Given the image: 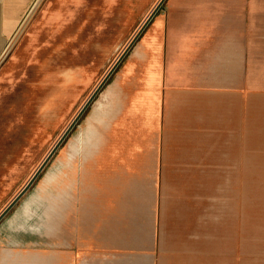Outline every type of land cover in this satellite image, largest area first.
<instances>
[{"label":"crops","instance_id":"0c3cea01","mask_svg":"<svg viewBox=\"0 0 264 264\" xmlns=\"http://www.w3.org/2000/svg\"><path fill=\"white\" fill-rule=\"evenodd\" d=\"M36 1L0 0V56ZM174 1L155 30L168 21L176 50L156 41L103 90L51 184L0 222V264H205L206 202L212 264H264V0ZM210 28L228 34L189 62Z\"/></svg>","mask_w":264,"mask_h":264},{"label":"rangeland","instance_id":"374dc122","mask_svg":"<svg viewBox=\"0 0 264 264\" xmlns=\"http://www.w3.org/2000/svg\"><path fill=\"white\" fill-rule=\"evenodd\" d=\"M158 2L37 0L18 22L0 56V212L25 186ZM174 3L165 0L54 156L62 157L63 148L75 145L76 132L101 93L129 63L144 67L150 50L160 51L156 41L163 51L176 50L168 38V21L155 30L161 16L168 20L176 15ZM227 34V28L193 33L192 46L184 50L191 52L187 60L212 56L216 41ZM155 78L147 72L148 84ZM54 156L25 195L51 184ZM43 188L51 191V185ZM209 190L207 196L212 195ZM253 195V258L259 259L261 188L254 187ZM211 210L206 202L205 264H212Z\"/></svg>","mask_w":264,"mask_h":264},{"label":"water","instance_id":"95a60500","mask_svg":"<svg viewBox=\"0 0 264 264\" xmlns=\"http://www.w3.org/2000/svg\"><path fill=\"white\" fill-rule=\"evenodd\" d=\"M165 0H159V2L156 4V6L153 8V10L150 12V14L147 16V18L144 20L140 28L137 30L135 35L130 40L129 44L126 46L124 51L121 53V55L118 57V59L115 61V63L112 65L110 70L106 73L104 78L99 82L97 87L94 89L92 94L89 96V98L86 100V102L83 104L79 112L76 114V116L73 118L71 123L68 125V127L65 129V131L62 133L60 138L57 140L55 145L52 147L46 158L42 161L40 166L37 168V170L34 172V174L31 176V178L28 180V182L25 184V186L15 195V197L9 202V204L0 212V222L6 217V215L13 209V207L22 199V197L30 190V188L33 186L39 175L42 173L44 168L47 166L49 161L52 159L56 151L61 147V145L64 143L70 132L73 130V128L77 125L78 121L81 119V117L84 115L86 110L90 107V105L93 103L95 98L98 96L104 85L107 83L109 78L112 76L114 71L117 69L119 64L122 62L124 57L127 55L129 50L132 48V46L135 44V42L139 39L145 28L148 26V24L152 21L156 13L159 11V9L162 7Z\"/></svg>","mask_w":264,"mask_h":264}]
</instances>
